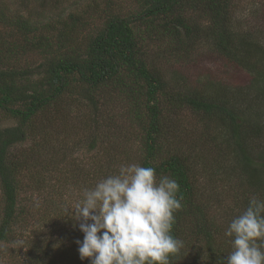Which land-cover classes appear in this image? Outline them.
Instances as JSON below:
<instances>
[{"label":"trees","instance_id":"obj_1","mask_svg":"<svg viewBox=\"0 0 264 264\" xmlns=\"http://www.w3.org/2000/svg\"><path fill=\"white\" fill-rule=\"evenodd\" d=\"M66 1L41 0L43 5L52 3L51 10L60 13ZM99 1L103 0H95L93 5L80 10L81 13L70 12L71 24L65 29L67 37L86 17L100 13L105 19L86 48L69 49L66 45V50L53 49L48 40L47 44L44 39L32 41V36L37 38L53 22L45 25L42 18L34 15L12 14L0 3V25L20 32L25 38L18 48L16 43L8 41L7 35L0 38V109L17 123L0 130V264H17L16 255L11 256L15 248L9 244L21 234L17 224H23L25 219L30 221L27 204L32 198L25 192L34 194L38 182H46L42 172L36 170L38 164L48 168L47 161L41 159L45 144L39 137L45 131L33 133L40 119L45 120L64 96L77 95L95 112L101 109V104L111 106L110 96L102 98L99 94L112 83L125 86L120 91L134 93L138 99L134 115L144 149L141 166L153 167L157 178L167 175L180 185L178 195L182 196V208L175 213L172 235L183 241V247L170 257V264H226L227 255L232 251V238L225 231L240 213L221 208L219 215L214 204L199 198L197 178L189 158L169 151L171 146H180L174 114L189 107L207 118L222 139L212 143L213 148L221 143L230 146L236 155L237 178L229 179L238 187H245L243 195L247 204L250 199L264 197L263 33L243 28L237 13L241 0H134L129 5L117 0H104L101 5ZM31 4L20 1L24 10ZM152 42L159 46L167 44L171 55L206 46L225 61L250 73L252 82L231 87L207 79L203 87L172 90L150 59L147 45ZM26 49L39 51L42 62L35 69L12 66L14 56ZM35 74L40 77L33 79ZM20 81L24 82L20 84ZM168 103L174 105L173 111L166 112ZM31 138L35 144L30 149L18 152L13 148ZM96 142L95 139L90 142V149L96 148ZM163 155L167 157L159 161ZM109 162V168L98 169L103 172L98 182L116 174L115 168L119 171L115 163ZM27 180L33 183L32 189L26 190ZM63 192L64 188L58 194ZM37 195L41 198L42 194ZM40 220L45 218L42 216ZM27 242L31 246H19L24 255L21 264H58L49 246L44 248L38 240Z\"/></svg>","mask_w":264,"mask_h":264},{"label":"rangeland","instance_id":"obj_2","mask_svg":"<svg viewBox=\"0 0 264 264\" xmlns=\"http://www.w3.org/2000/svg\"><path fill=\"white\" fill-rule=\"evenodd\" d=\"M21 0H0V3L8 7L12 14H26L42 18L45 25L53 24L45 32L40 33L32 41H41L52 44L53 49L66 50L67 48H86L88 41L94 37L102 27L104 15L93 14L85 18L84 23L70 34L65 36V29L71 24L70 12H80L87 5H93L95 0H67L63 4V11L51 10L52 6L43 5L41 0H26L32 2L27 10L21 9ZM118 3L131 4L134 0H117ZM102 5L105 1H99ZM24 10V11H23ZM81 13V12H80ZM238 18L244 23V29L260 30L264 37V0H241ZM68 25V26H66ZM8 36V41L16 43L18 47L24 42V36L16 31L4 29L0 25V38ZM67 39H73L68 41ZM67 48L65 49V46ZM167 44L161 46L150 43L147 51L150 59L157 65V70L167 79L172 90L186 91L193 87H203L207 79L215 83L243 87L252 82L251 74L225 61L219 54L206 46L194 48L190 52L173 54L166 49ZM26 52L14 56L12 66L16 68H32L42 62V54L29 49ZM167 53V54H166ZM162 57H156L159 55ZM40 75L35 74L33 79ZM24 81H20L22 84ZM213 83V85H215ZM125 86L115 83L109 84L99 94L100 97L108 99L111 106L101 104L99 111L88 104L86 100L77 95L64 96L56 106L52 107L48 120L40 119L38 129L33 133H44L39 135L45 144L43 161H47V167L38 164L36 170L42 172L45 183H39L32 191L25 192L32 200L27 204L30 215L28 222L18 223L17 228L21 232L19 238L10 247L15 254L17 264L23 262V251L19 249L22 244L24 248L31 246L27 241L38 240L43 246H49L50 253H55L58 264H90V260H81L77 240H83V233L76 223L68 216L66 209L74 205L82 197L84 188H92L101 178L103 172L98 169L109 168L113 162L120 168L122 164H140L144 149L140 140V127L137 124L135 105L137 97L134 93L121 92ZM174 105H165L166 112L173 111ZM174 124L177 125V139L180 146H171L169 151L179 152L189 158L190 165L194 168L196 186L199 190V198L203 201L214 204L217 213L220 215L222 209L243 213L248 200L245 199L243 191L231 178H237L238 161L230 146L221 145L216 147V141H222L217 130L203 115L185 107L174 114ZM51 122V123H50ZM17 123L7 117L6 111L0 109V130L16 126ZM95 139V149H90V142ZM173 141V138H171ZM35 142L31 139L17 143L13 146L18 152L22 149H30ZM167 157L159 158L162 161ZM111 166V165H110ZM115 173L118 170L115 168ZM30 180L25 181L26 190L32 189ZM35 182V181H34ZM64 186V187H63ZM64 192L59 195V190ZM37 194H42L41 198ZM47 198L48 201L44 202ZM264 200V197H260ZM39 203L35 206V203ZM222 204V205H221ZM2 205L0 201V206ZM30 205V206H29ZM45 220H40L41 217ZM222 221V219H220ZM20 225V226H19ZM39 237V238H38ZM38 238V239H37ZM8 246V244H6ZM44 248H46L44 246ZM18 253H17V252ZM17 253V254H16ZM9 258V257H8ZM7 261L10 262V260Z\"/></svg>","mask_w":264,"mask_h":264},{"label":"clouds","instance_id":"obj_3","mask_svg":"<svg viewBox=\"0 0 264 264\" xmlns=\"http://www.w3.org/2000/svg\"><path fill=\"white\" fill-rule=\"evenodd\" d=\"M177 180L153 167L122 164L117 174L84 188L68 216L83 233L81 260L90 264H170L183 247L172 235L182 208ZM232 238L226 264H264V200L250 199L225 231Z\"/></svg>","mask_w":264,"mask_h":264}]
</instances>
